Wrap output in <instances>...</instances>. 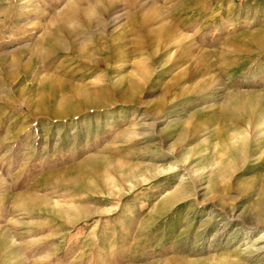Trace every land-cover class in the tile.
I'll return each mask as SVG.
<instances>
[{
	"label": "rangeland",
	"instance_id": "374dc122",
	"mask_svg": "<svg viewBox=\"0 0 264 264\" xmlns=\"http://www.w3.org/2000/svg\"><path fill=\"white\" fill-rule=\"evenodd\" d=\"M21 1L0 0V264H264V152H231L264 111V0H121L49 67L30 50L86 0Z\"/></svg>",
	"mask_w": 264,
	"mask_h": 264
},
{
	"label": "bare ground",
	"instance_id": "6f19581e",
	"mask_svg": "<svg viewBox=\"0 0 264 264\" xmlns=\"http://www.w3.org/2000/svg\"><path fill=\"white\" fill-rule=\"evenodd\" d=\"M120 1L121 0H94L93 3H90L89 0H86L85 6L80 7V5L77 4V6L75 5V6L70 7V5L69 6L67 5L68 8L66 9L65 12L63 11L64 12L63 14L55 16V14L53 13V15L55 17L53 16V19L49 20V22H48L49 27L44 29V31H43L40 39H39L40 41L38 42L39 45L34 46L30 50L29 60L31 62L36 61V60H41L42 67H45L46 62H47L46 60L49 59L53 54H56L59 52H68V50L72 51L74 49L73 44H74L75 40L73 42L71 40L73 39L74 34L79 33L81 28L83 29V31H80V33H83V32L84 33H88V32L93 33V31L91 30L92 27L96 26L99 28L103 24L105 25V23L103 22V20H104L103 18H105V17H102L104 9L109 8L111 6H114L117 2H120ZM122 1L127 5V7L132 8V9H134L133 7H135L136 4L138 3V0H122ZM21 3H29L28 6H26L27 8L35 7V5H36L34 3V0H24V1H21ZM14 7H15V3H11L8 7H6V8L3 7L4 9H1L0 15H2V17H0V28L4 24H6L7 20L10 17H12V15H15L14 13H12V10L14 9ZM117 8H119V7H117ZM37 9H39V7ZM121 9L122 8H120V10ZM118 10H117V12H118ZM111 11L112 10H110V12ZM26 13H27V10H26ZM113 13H111V14H113ZM116 17H117V15H116ZM110 19H111V17H110ZM80 20H82L83 23H80L81 22ZM111 20L115 21V18L113 17V19H111ZM78 25H80V26H78ZM78 27H80V28H78ZM51 29H52V31H51ZM81 36H83V35H81ZM257 43H259V41ZM261 43L263 44V41L262 42L260 41V44ZM263 46L264 45H262V47ZM72 47H73V49H72ZM93 53H94L93 51L90 54L86 53L85 55L82 56V59L88 61L90 64H94V65L98 64L97 62L99 61V59L97 57L93 56ZM49 65L50 64L48 63L47 66L49 67ZM52 77L53 76L50 77V76L44 74L42 77V83L47 82V81H51V83H52L51 79H53V82L57 83V84L69 83V82H66V80L63 81V80H60L59 78H54V77L52 78ZM10 78H11V76L5 77V79H7V81H9ZM57 84H55V86ZM74 86H75V84H74ZM74 86L71 85V87H74ZM52 87L54 88V86H52ZM76 87L78 88L79 86H76ZM78 90H81V89L78 88L77 91ZM82 92L85 93V91L81 90L80 93L82 94ZM237 101L238 100H236V99L227 101L229 103L227 104V108H226L225 112L228 115V117H236V115L238 114V113H236L239 111L236 109V106L238 105ZM262 110H259L257 112L254 109H244L241 112L242 116L246 119L245 124L247 125L246 126L247 128L245 131L236 132L231 137L232 140L238 139V142H239V143L238 142L235 143V144H237L235 147V151H231V152H236V156L240 155L241 159L244 155L248 156L249 154H254L255 152L259 151L260 149H262V152H264V128H263L264 127V111L260 114V112ZM235 113H236V115H235ZM252 132H254V133H252ZM252 134H254L255 136L253 137ZM251 136L253 138H251ZM246 160H247V158H246ZM243 162H245V161H243ZM228 165L230 166L229 163H228ZM228 165H227V167H228ZM230 168H231V166H230ZM263 196H264V185H263L261 197H260L262 201L264 200ZM178 197L179 196L176 195L174 198L178 199ZM180 199H181V197L178 200H180ZM258 218L261 219L260 217H258ZM261 221H264V219H262ZM260 238H264V234H262V236ZM262 249H264V246L258 247L257 250L260 251ZM246 251H249V250H246ZM245 254L250 255L249 253H246V252H245ZM245 254H236L237 259L227 258L223 261L222 264H255L254 261L251 262L249 259L246 260L244 258V256L246 257ZM259 255H261V253L257 254V257H259ZM183 258L184 257H180V256H171V257H167V258L162 259L160 261V263L178 264L175 262V260H183ZM262 258H264V256H261L257 259H262ZM156 264H159V262Z\"/></svg>",
	"mask_w": 264,
	"mask_h": 264
}]
</instances>
